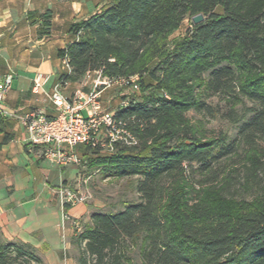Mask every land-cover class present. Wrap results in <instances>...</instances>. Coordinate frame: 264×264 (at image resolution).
Masks as SVG:
<instances>
[{"label": "trees", "instance_id": "obj_1", "mask_svg": "<svg viewBox=\"0 0 264 264\" xmlns=\"http://www.w3.org/2000/svg\"><path fill=\"white\" fill-rule=\"evenodd\" d=\"M200 14L202 24L192 22L168 44ZM28 20L39 25V39L51 35V10L29 12ZM66 33L72 42L56 53L70 69L58 76L62 86L100 71L110 79L137 76L149 92L115 112L137 146H118L110 157L85 147L104 178H138L139 201L93 211L70 242L76 264H264V0H115ZM215 97L230 106L248 148L242 185L251 200L230 196L241 175L223 162L237 154V141L208 139L187 117L212 115L207 101ZM246 102L254 106L239 117L235 110ZM7 128L0 113V150L13 139ZM0 264L44 262L33 247L0 236Z\"/></svg>", "mask_w": 264, "mask_h": 264}, {"label": "crops", "instance_id": "obj_2", "mask_svg": "<svg viewBox=\"0 0 264 264\" xmlns=\"http://www.w3.org/2000/svg\"><path fill=\"white\" fill-rule=\"evenodd\" d=\"M36 2L0 1V75L8 72L15 75L12 90L4 103L7 132L13 139L0 150V236L4 241L33 247L44 264H75L68 256L73 236L72 221L88 222L93 210L87 204L69 207L63 202L62 193L66 189L73 190V181L77 180L75 166H52L39 159L37 150L28 151L24 142L26 133L20 124V118L33 108L45 110L48 116L54 114L48 95L59 83L58 76L69 72L56 54L44 55L43 49H39L51 42L53 35L46 42V37L32 41L25 39L26 35L21 36L28 29L37 32L39 25L31 24L28 13L46 10L38 7ZM83 6L72 3L64 12L56 14L52 11V32L53 28L60 26L57 33L64 39V45L59 49L72 42L64 32L68 25L87 20L102 11L87 15ZM55 23L59 25L55 26ZM21 42L34 44L20 55L19 49H15L20 48ZM37 76H41L43 82L39 90L34 84ZM71 85L75 84H66L63 91ZM65 217L70 220L66 221Z\"/></svg>", "mask_w": 264, "mask_h": 264}, {"label": "built area", "instance_id": "obj_3", "mask_svg": "<svg viewBox=\"0 0 264 264\" xmlns=\"http://www.w3.org/2000/svg\"><path fill=\"white\" fill-rule=\"evenodd\" d=\"M68 67L66 61H62ZM69 69V67H68ZM70 71V69H69ZM95 75L93 87L85 92L77 88L71 97L63 93L62 83H57L48 95L54 114L48 116L45 110L33 108L20 118V124L26 133L25 145L28 151L37 150L39 159L56 167L79 166L82 159L77 154L79 147H91L93 150L114 155L118 146L134 147L138 145L136 137L126 127V123L118 120L115 113L107 112L102 102V93L111 87L121 86L138 92V77L128 79H110L100 71L88 73L86 77ZM15 79L13 72L0 75V113L7 117L4 103L7 100ZM35 89L43 86L42 77L34 80ZM130 100L120 103L126 108ZM62 199L69 207L87 204L90 196L86 192L64 190ZM66 221L70 219L65 217ZM81 220L72 221L74 236L83 231Z\"/></svg>", "mask_w": 264, "mask_h": 264}, {"label": "rangeland", "instance_id": "obj_4", "mask_svg": "<svg viewBox=\"0 0 264 264\" xmlns=\"http://www.w3.org/2000/svg\"><path fill=\"white\" fill-rule=\"evenodd\" d=\"M114 1L115 0H37L36 4L38 7H41L42 10L52 9L51 11H54L56 12V14H58L66 11V9L70 7L72 3H81L84 4L83 10L88 11L87 15H89L96 10H103L105 7L111 5ZM218 12H220V10H218ZM56 25L59 24L55 23V26ZM191 25L192 19L188 17L182 23L179 30L168 37V44L173 46L175 43L179 42L185 36L187 30L191 28ZM58 27L60 26H57V28ZM57 28H53L54 31L51 33L54 39L39 48L43 49L42 51L44 55L51 54L53 56L57 53L59 47L64 45V39H62L61 35L57 33ZM64 32H66V29L64 30ZM51 35L49 37H46L44 42H46L49 38H52ZM21 36H24L25 39H31L32 41L38 38V34L37 32L35 33V29L25 30L21 33ZM33 44L34 43L28 44L21 42L20 48L18 47L15 50L19 49V54L22 55V52L25 50H30ZM96 79L97 77L95 75L85 77L81 83L68 86L65 91H63V93L67 97H71L74 91L79 87L84 89L85 92H89V90L93 87V81H95ZM139 79L140 78H138V81ZM145 81L148 82L149 79L145 77ZM147 93L149 92H144L141 86L138 92H132L131 90L121 86H114L106 89L102 93V102L104 109L107 112L115 113L123 100L128 99L130 101H140L144 98V96L147 95ZM207 103L212 106V115L195 114L191 112L187 115V117L191 119L193 123H195V125L208 139L219 138L222 135H226L230 141H237V144L239 145L237 146V154L233 156L232 159L225 160V162H223V166H226L227 170L238 169L239 174L241 175V178L234 182V185L230 191V196L238 200H251L254 195H251L246 190L245 186L243 187L242 185V183H244V169L242 168V164L244 161V153L247 152L248 148L246 147L244 142H240L238 133L239 128L237 124H234L229 118L231 108L221 97L211 98L207 101ZM253 106L254 105L252 103L246 102L245 106H239L235 111L237 112V115L241 117L244 115V113L247 112V108H251ZM258 148L264 155V140H260L258 142ZM97 152L101 157L111 156L105 151L100 152L99 150H97ZM77 154L82 159V164L79 166H75L77 170V180L73 181L72 189L76 192H86L89 194L90 199L88 200L87 205H89L93 211H101L104 213L118 212L123 210L126 205L139 201V195L137 193V186L139 184L138 178H104L100 171L95 169V167L90 166V160H95L96 158L94 154H92L91 152L88 153L87 148L85 147H79L77 149ZM87 158L89 160H87ZM262 161L264 162V157ZM72 237L70 238V242ZM77 254L78 253L76 249L71 246V249L68 252V256L73 259L75 264V257L77 256Z\"/></svg>", "mask_w": 264, "mask_h": 264}, {"label": "water", "instance_id": "obj_5", "mask_svg": "<svg viewBox=\"0 0 264 264\" xmlns=\"http://www.w3.org/2000/svg\"><path fill=\"white\" fill-rule=\"evenodd\" d=\"M204 21H205V17L202 14L197 15V16L193 17V19H192V22L194 25L202 24Z\"/></svg>", "mask_w": 264, "mask_h": 264}]
</instances>
